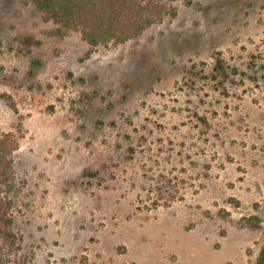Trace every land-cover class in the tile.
<instances>
[{"label":"rangeland","instance_id":"rangeland-1","mask_svg":"<svg viewBox=\"0 0 264 264\" xmlns=\"http://www.w3.org/2000/svg\"><path fill=\"white\" fill-rule=\"evenodd\" d=\"M160 1L175 15L91 47L0 0L21 264H254L264 247V0ZM217 52L237 71L221 87Z\"/></svg>","mask_w":264,"mask_h":264},{"label":"trees","instance_id":"trees-1","mask_svg":"<svg viewBox=\"0 0 264 264\" xmlns=\"http://www.w3.org/2000/svg\"><path fill=\"white\" fill-rule=\"evenodd\" d=\"M47 20L57 25L55 34L78 31L91 46L123 43L139 36L165 15H175L160 0H35ZM236 69L226 67L220 53L214 55L211 79L223 86ZM10 108L17 113L14 103ZM14 132H0V264H21L20 237L14 230L15 175L12 154L18 148ZM254 264H264V247Z\"/></svg>","mask_w":264,"mask_h":264}]
</instances>
